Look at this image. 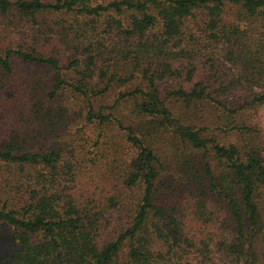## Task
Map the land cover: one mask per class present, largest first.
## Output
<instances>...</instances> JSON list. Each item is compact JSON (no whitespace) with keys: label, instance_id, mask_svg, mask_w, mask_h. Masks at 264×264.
<instances>
[{"label":"trees","instance_id":"16d2710c","mask_svg":"<svg viewBox=\"0 0 264 264\" xmlns=\"http://www.w3.org/2000/svg\"><path fill=\"white\" fill-rule=\"evenodd\" d=\"M52 14L72 21L63 33L51 31L58 45L47 55L39 17ZM0 16L8 30L18 18L30 31L22 45L0 50V83L16 60L50 67L56 83L47 97L76 92L88 121L105 125L110 117L90 95L110 89L108 70L116 67L139 79L128 96L144 119L135 127L118 122L133 155L120 190L105 197L78 188L80 164L58 144L34 150L18 137L0 144V234L9 239L0 264H264V143L258 127L238 121L264 105V0H0ZM65 49L88 54L68 66L77 80L62 73ZM205 56L214 82L168 97L188 108L214 103L224 112L216 127L246 136L242 144L206 138L175 118L159 92L160 82L183 77L184 59ZM236 90L245 93L214 97ZM166 132L191 153L166 163L155 144Z\"/></svg>","mask_w":264,"mask_h":264},{"label":"rangeland","instance_id":"374dc122","mask_svg":"<svg viewBox=\"0 0 264 264\" xmlns=\"http://www.w3.org/2000/svg\"><path fill=\"white\" fill-rule=\"evenodd\" d=\"M15 20L14 24H9L12 28L8 30L7 25L10 21L0 16V50L14 49L22 45L30 33L26 29L27 25H24L27 23L21 21L19 25L20 20L18 18ZM71 21V17L54 14L39 17V23L46 25L40 26V29L47 31V41L42 43L41 53L51 55L52 45H58L56 42L53 44L49 42L50 37L57 39L51 31L63 33L61 25L67 23L65 26L68 28ZM58 54L62 73L73 76L76 80L79 79L74 71L68 72L70 69L68 66L75 59L86 60L88 54L82 51L78 53L67 51V49L61 50ZM207 59L206 56L199 61L184 59L183 77L180 79L168 77L160 82L159 92L163 98L167 99L168 107L174 113L175 118L185 124H192L196 130H202L206 138H213L223 144H242L246 136L216 127L218 125L215 123L217 124L219 116L224 112L214 103L203 102L188 108L177 99L168 97L169 93L180 86L190 90L196 82L203 80L206 84L214 82V79L209 78L215 74L212 67L213 62ZM218 64L215 65L218 66ZM14 66L13 74L5 77V80L0 83V144L3 146L17 137L19 142L26 143L29 149L34 150L58 144L64 149L66 157L80 164L78 188L81 191L87 195L95 194L101 197L118 192L123 171L133 155L130 144L126 141L125 132L119 128L118 122L125 127H135L144 121L134 113L136 100L128 96L140 83L139 79L132 77L128 71L116 67L108 70L109 77L115 76L110 89L101 95L95 96L94 93L90 95L95 109L98 111L104 108V114L110 117V121L105 125H100L97 121H88L87 101L76 92L66 90L57 100L53 101L47 97V92H50L56 83L54 69L38 64H24L17 60ZM194 66H198V71L188 77L189 69L192 70ZM83 67L81 66L80 70ZM223 67L228 69L225 64ZM66 79L70 81V78ZM102 84H108V77L103 79ZM100 88L105 89L106 87L100 85ZM237 88L240 89L241 86ZM95 92H97L96 89ZM244 93L245 91L236 90L214 97L225 100L229 95L241 96ZM248 95L247 93L246 96ZM140 98L142 97L138 96V100ZM37 103L41 104V108H37L39 105ZM238 121L240 124L245 123L258 127L260 132L256 138L259 137L258 140L264 143V105L255 109H246ZM155 144L166 163H171L175 153L186 150V147L168 132L157 138ZM186 152L191 153L189 150ZM193 156L203 160V154ZM170 182L169 180L168 183ZM4 196L5 192L3 188H0V197ZM8 240L6 233L0 234V256L5 253Z\"/></svg>","mask_w":264,"mask_h":264}]
</instances>
